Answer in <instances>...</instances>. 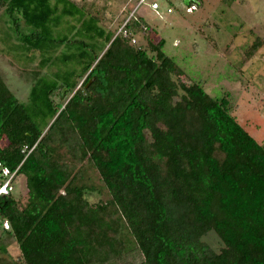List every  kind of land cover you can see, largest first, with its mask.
Returning a JSON list of instances; mask_svg holds the SVG:
<instances>
[{"label": "trees", "instance_id": "1", "mask_svg": "<svg viewBox=\"0 0 264 264\" xmlns=\"http://www.w3.org/2000/svg\"><path fill=\"white\" fill-rule=\"evenodd\" d=\"M0 9L19 47L59 68L37 77L28 103L0 75V160L21 165L0 240L15 239L24 264H112L134 252L139 264H264V143L227 97L181 80L140 12L124 37L70 0ZM100 191L109 199L91 204ZM211 231L219 252L203 240Z\"/></svg>", "mask_w": 264, "mask_h": 264}, {"label": "rangeland", "instance_id": "2", "mask_svg": "<svg viewBox=\"0 0 264 264\" xmlns=\"http://www.w3.org/2000/svg\"><path fill=\"white\" fill-rule=\"evenodd\" d=\"M70 1L86 15L97 17L109 32L116 33L127 16V0ZM172 1L173 14L149 6L141 9L150 27L148 36L156 42L165 40V54L184 70L181 80L201 84L214 98L227 97L232 113L264 143V0H191L195 4L192 12L187 10L186 0ZM257 40L261 46L250 53ZM65 52L66 48H60L55 54ZM41 61L40 53L19 47L0 9V75L21 103H28L38 76L51 77L59 69L52 65L42 68ZM60 92L54 95L55 102L65 99ZM21 187H25L24 179L17 182L16 189L24 200L26 189ZM86 198L95 205L107 201L109 195L89 192ZM203 240L217 252L224 247L214 231ZM0 247L5 249H0V264H24L15 239H1ZM141 260L142 255L134 252L112 264H139Z\"/></svg>", "mask_w": 264, "mask_h": 264}, {"label": "built area", "instance_id": "3", "mask_svg": "<svg viewBox=\"0 0 264 264\" xmlns=\"http://www.w3.org/2000/svg\"><path fill=\"white\" fill-rule=\"evenodd\" d=\"M191 2L192 1L187 3V10L189 12H192L195 9V4ZM173 4L174 3L172 0H127V16L124 23L119 28L117 35L122 34L124 37H127L129 35V22L137 16V14L141 11L143 7L149 6L155 11L166 9V12L168 14H173ZM132 42L133 44H135L137 40L134 38ZM35 147L36 145L32 148L24 146V148L22 149V153L26 154V157L24 158L21 164L24 163V161L35 149ZM20 167L21 165L13 171L0 160V233H4L11 230L10 221L7 218H4L1 214V203L3 202L4 198L10 196L13 192Z\"/></svg>", "mask_w": 264, "mask_h": 264}, {"label": "crops", "instance_id": "4", "mask_svg": "<svg viewBox=\"0 0 264 264\" xmlns=\"http://www.w3.org/2000/svg\"><path fill=\"white\" fill-rule=\"evenodd\" d=\"M191 0H187L186 4L189 3Z\"/></svg>", "mask_w": 264, "mask_h": 264}, {"label": "water", "instance_id": "5", "mask_svg": "<svg viewBox=\"0 0 264 264\" xmlns=\"http://www.w3.org/2000/svg\"><path fill=\"white\" fill-rule=\"evenodd\" d=\"M186 2H187V0H186ZM91 83V82H90ZM90 83L87 85V87L90 85Z\"/></svg>", "mask_w": 264, "mask_h": 264}]
</instances>
